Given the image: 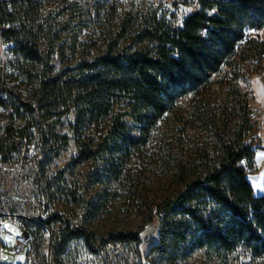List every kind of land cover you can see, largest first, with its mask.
Masks as SVG:
<instances>
[{
  "label": "trees",
  "instance_id": "obj_1",
  "mask_svg": "<svg viewBox=\"0 0 264 264\" xmlns=\"http://www.w3.org/2000/svg\"><path fill=\"white\" fill-rule=\"evenodd\" d=\"M51 6L52 0L0 1V39L9 55L4 69L21 79L20 86L27 91L24 95L8 87L4 74L0 105L22 117L31 116L21 140L30 142L39 131L50 162L69 140L55 127L64 116L74 114L71 129L78 145L74 163L87 165L83 184H111L121 179L127 161L142 151L174 104L191 93L201 95L226 67L222 83L230 95L229 105L203 117L216 130L220 153L197 176L188 175L182 159L178 162L180 187L156 205L159 238L148 258L151 264L156 258L173 263L205 249L241 251L264 263V193L257 196L248 179L258 171L255 155L264 147L259 134L250 136L253 113L242 91V84L249 85L264 68V39L254 35L264 30V0H198L180 23L176 13H166L155 2L120 12L117 0H92L81 15L87 31L76 58L66 57L61 29L49 18L59 4L53 10ZM64 13L68 27L72 13ZM59 58L65 60L61 67ZM37 121L50 124V131L46 124L32 130ZM51 139L58 141L57 148L48 145ZM6 144L10 151L19 148L11 128L0 140V150ZM243 158L246 164L241 163ZM48 183L46 193H53V183ZM66 190L73 200L79 199L77 188ZM81 204L83 219L78 225H64L59 213L47 219L50 226L55 222L61 226L53 231L54 264H63L62 255L73 239L89 241L86 222L95 214V206L84 197ZM154 218L144 219L135 231H109L104 240L141 243V233ZM38 242L40 246L42 235Z\"/></svg>",
  "mask_w": 264,
  "mask_h": 264
},
{
  "label": "rangeland",
  "instance_id": "obj_2",
  "mask_svg": "<svg viewBox=\"0 0 264 264\" xmlns=\"http://www.w3.org/2000/svg\"><path fill=\"white\" fill-rule=\"evenodd\" d=\"M1 1V0H0ZM54 6L59 4L57 11L51 14V20L61 29L62 42L68 47V58L81 54V44L85 32L82 13L86 3L92 0H52ZM101 1V0H95ZM120 12L131 5L147 6L152 2L162 7L166 13H176L177 22L196 8L186 0H117ZM64 11H71L72 19L68 27L65 22L68 16ZM258 32H254L257 34ZM260 37L264 38V34ZM7 46L0 39V79L5 71L4 66L9 62ZM75 52V53H74ZM66 59V58H65ZM65 61L59 58V67ZM76 61V60H75ZM226 67L212 78V83L201 95L191 93L180 98L165 114L151 131L147 144L142 151L133 155L125 164L124 172L119 181L111 184H83V175L87 165H76L74 160L78 154V145L73 138L71 124L75 115L64 116L56 125L55 132L69 137L68 144L62 149L58 157L50 162L43 153V144L39 136V126H45L50 131V124L37 121L32 125L36 137L27 142L21 140V132L27 131L31 116L22 117L16 110L0 105V140L6 139L9 128L14 130L19 142L17 151H10L6 144L0 150V191L7 196L15 195L12 207L29 213L44 215L46 218L59 213L63 224L69 222L75 226L82 222V198H86L95 206V214L88 218L86 229L90 233L89 241L85 237L73 239L62 255L63 264H151L148 258L150 247L158 242L160 220L156 213V205L165 197L178 191L177 182L178 162L182 159L186 164L188 175H200L220 153V142L214 126L206 121L207 113H218L220 108L228 104L230 95L226 85L222 83ZM7 72V73H6ZM6 85L27 94L25 86H20L21 79L11 74L5 75ZM255 84V83H254ZM245 99L252 111L254 129L250 136L258 134L264 138V126L260 127L257 111L254 106L256 100L251 82L242 84ZM4 97L9 99L8 93ZM260 99L261 93L257 95ZM232 97V96H231ZM234 99L235 95L233 96ZM255 104V105H254ZM229 105V104H228ZM58 141L51 139V148L58 147ZM64 176L60 178V172ZM264 164L258 171L250 173L248 179L256 192L264 188ZM250 177V178H249ZM51 180L53 193H46L48 181ZM78 189L79 199L73 200L66 189ZM255 192V193H256ZM55 193V194H54ZM54 195V196H53ZM51 196H53L51 198ZM154 215L153 222L147 224L141 233V243H111L104 240L109 231H135L144 221ZM59 222L51 225L52 231L58 230ZM30 246L19 253H9L6 263L24 261ZM44 264V263H43ZM155 264H264L259 259L241 251L232 253H214L205 249H196L187 255L179 257L173 263L160 262Z\"/></svg>",
  "mask_w": 264,
  "mask_h": 264
},
{
  "label": "built area",
  "instance_id": "obj_3",
  "mask_svg": "<svg viewBox=\"0 0 264 264\" xmlns=\"http://www.w3.org/2000/svg\"><path fill=\"white\" fill-rule=\"evenodd\" d=\"M197 2L198 0H190L192 5ZM244 42V40L241 41V43ZM7 69L11 70V67L8 66ZM241 163L246 164V158H243ZM14 198L15 195L9 197L0 191V264H12L6 263L9 253L24 251L28 245L30 250L25 260L14 264H54L52 260L53 231L47 223L48 218L34 212L27 213L13 208ZM41 235L43 242L39 246L38 241Z\"/></svg>",
  "mask_w": 264,
  "mask_h": 264
},
{
  "label": "crops",
  "instance_id": "obj_4",
  "mask_svg": "<svg viewBox=\"0 0 264 264\" xmlns=\"http://www.w3.org/2000/svg\"><path fill=\"white\" fill-rule=\"evenodd\" d=\"M257 34H259V36L261 34H264V30L259 31ZM261 38L264 39L263 37H261ZM251 85H252V89L254 92V98L253 99L256 100V105L254 104L255 105L254 108L257 111V116L259 119L260 127L263 128V126H264V68L260 73L255 74L252 77ZM255 92H257V95H259V92L261 93V97L259 100H257ZM260 133H262L261 130L258 133L261 136ZM262 144L264 147V138H262ZM255 161H256V166L259 170V168H261L264 164V148L256 151ZM254 192H256L255 189H254ZM263 193H264V188L262 190H260L259 192H256L255 194L257 196H259V195H262Z\"/></svg>",
  "mask_w": 264,
  "mask_h": 264
}]
</instances>
